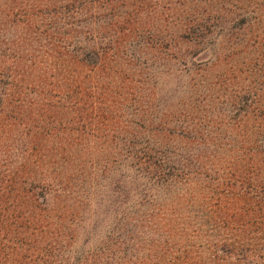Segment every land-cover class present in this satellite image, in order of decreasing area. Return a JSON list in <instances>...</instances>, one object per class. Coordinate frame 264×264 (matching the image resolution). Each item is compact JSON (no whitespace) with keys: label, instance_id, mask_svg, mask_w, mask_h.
Here are the masks:
<instances>
[{"label":"rangeland","instance_id":"374dc122","mask_svg":"<svg viewBox=\"0 0 264 264\" xmlns=\"http://www.w3.org/2000/svg\"><path fill=\"white\" fill-rule=\"evenodd\" d=\"M97 4L0 0V177L14 172L34 203L51 207L49 264H86L100 241L122 239L125 249L156 237L163 221L186 228L200 211L179 189L186 179L211 186L218 165L254 163L264 179L263 107L252 110L248 93L264 81V0ZM56 36L91 69L83 104L67 85L66 98L52 96L69 71ZM40 97L46 106L30 103ZM3 205L0 197V237L24 246L26 203L7 218ZM22 262L0 253V264Z\"/></svg>","mask_w":264,"mask_h":264},{"label":"trees","instance_id":"16d2710c","mask_svg":"<svg viewBox=\"0 0 264 264\" xmlns=\"http://www.w3.org/2000/svg\"><path fill=\"white\" fill-rule=\"evenodd\" d=\"M99 1L83 0L91 9L98 8ZM65 9L66 12L70 9L73 11L67 6ZM74 12H77V9H74ZM62 23L66 24L64 21ZM53 30L56 32L55 29ZM55 41L53 46L62 48L60 52L65 54L64 58L59 59V63L65 62L69 71L59 75L65 82H61L52 90L54 92L52 96L66 98L64 87L67 85L73 87L78 93L73 101L83 104L81 96L83 77L91 69L82 62L79 50L76 51L72 43L66 41L65 36H56ZM262 83L258 91L249 89L248 93L252 95L250 96L252 110L263 107L260 115L264 116V87L262 88L264 81ZM258 94L262 97L261 102L256 99ZM41 98L30 100V103L46 106L47 98L44 101H41ZM244 114L247 117V113ZM8 124H5L6 127ZM82 126L83 124L80 123L78 129ZM7 136V132L0 134V145ZM8 150L3 148V154L7 156ZM17 155L21 165L25 156ZM31 155L26 160L30 158L32 160ZM9 160L7 157L4 160L6 167L7 163H10ZM33 162L40 164L38 157L33 158ZM221 166L216 167L217 176L211 177V186H202L192 183L190 181L192 179H186L184 187L179 189L180 192L189 190V193L185 194H189L197 204L196 211H200V214H193V217H196L193 223H187V229L172 228L168 221H163L160 225L161 231H156V237L148 239L146 234L143 237L138 236L136 241L132 244L129 242L125 249L120 245L123 243L122 239L115 241L110 238L104 239L100 241L97 250L87 251L84 259L87 260L86 264H264V179L258 176L254 163L248 167H236L231 164ZM160 173L158 171L153 174L157 177ZM15 177L17 174L14 172L1 174L0 197L4 201L2 209L7 213L5 218L7 215L16 216L17 213L13 214V211H21L18 208L19 202L26 203L25 208L28 213L19 215L23 217V226L26 227L24 246H21L22 241L15 244L17 241L1 235L0 239L4 241H0V253L6 254L10 260L20 256L23 260L20 264H49L55 260L50 258V246L55 234L50 230L51 207L45 203L44 199L41 203H34L37 198L32 187L23 185L22 179L16 181ZM49 183L44 178L39 181L38 187L43 193L40 194L41 196H44L47 188L51 186ZM34 208L38 211H34ZM160 218L162 216L158 214V219ZM0 224H2L1 221ZM0 226L3 228V225ZM34 230L37 232L35 238ZM130 239L128 237V240ZM138 242L140 244H136ZM29 243L34 244L32 248Z\"/></svg>","mask_w":264,"mask_h":264}]
</instances>
